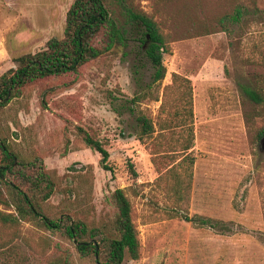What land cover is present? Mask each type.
<instances>
[{
    "label": "rangeland",
    "instance_id": "374dc122",
    "mask_svg": "<svg viewBox=\"0 0 264 264\" xmlns=\"http://www.w3.org/2000/svg\"><path fill=\"white\" fill-rule=\"evenodd\" d=\"M70 3L0 0V74L14 66L15 56L43 48L49 37H61ZM124 3L151 17L168 40L167 51L161 53L164 77L150 92L158 100L149 93L136 108L155 122L170 74L190 81L189 178L185 164L167 171L180 160L179 152L156 156L157 170L150 161L151 141L163 147L175 136L155 137V131L144 142L135 139L129 99L150 83L152 68L139 48V32L128 24L123 46L82 64L76 73L22 87L0 108L1 137L20 159L40 162L53 181V192L40 202L49 216L66 210L88 227L114 235L111 192L125 189L139 252L137 259L124 256L120 264H264L259 200L264 150L254 139L255 130L264 126V104L250 101L243 91L247 87L264 93V0ZM235 7L241 15L231 21L228 15ZM222 15L227 17L218 22ZM171 97L164 98L165 110L173 109ZM82 132L107 150L111 172L85 146ZM127 163L136 172L134 178ZM176 175L185 188L180 200L172 195ZM172 207L191 221L171 217ZM0 212L15 215L1 203ZM64 259L91 264L57 232L30 220L0 222V264H63Z\"/></svg>",
    "mask_w": 264,
    "mask_h": 264
},
{
    "label": "trees",
    "instance_id": "16d2710c",
    "mask_svg": "<svg viewBox=\"0 0 264 264\" xmlns=\"http://www.w3.org/2000/svg\"><path fill=\"white\" fill-rule=\"evenodd\" d=\"M240 15V8L235 7L228 16L231 21H238ZM226 17L227 15L220 16L218 22H222ZM127 24L134 32H139L141 43L139 48L152 68L150 83L129 99L131 104H134L129 111L135 112V139L144 142V139L151 137L155 131V137L165 134L169 137L175 136L172 144L163 147L151 141L148 148L150 161L157 170L156 156L168 155L165 152L174 154L179 152L180 160L167 171L185 164L187 173L185 168L183 172L189 178L190 166L193 163V153L189 150L192 142L190 81L177 73L170 74V82L162 87L157 109L158 119L155 122L141 109L136 108V105L151 92L152 84L155 90L158 89L159 82L164 77L161 53L167 51L168 40L151 17L126 5L124 0H71L64 14L61 37H49L43 48L15 56L12 59L14 66L0 74V108L15 98L19 90L27 84L60 77L70 72L76 73L82 64L100 57L112 48L123 46ZM97 38L99 43L95 42ZM243 91L250 101L264 104V93L261 91L247 87H243ZM167 94L173 95L171 99L175 101L172 110H165L164 98ZM150 97L154 101L158 100L157 93L152 95L150 93ZM263 134L264 126L258 127L254 139L259 140ZM82 140L87 148L98 153L101 167L111 172L107 164L108 152L102 144L85 132H82ZM37 165L39 167L35 169ZM40 166V162L20 159L0 135V203L6 207L11 206L15 213L13 215L0 212L1 223L30 220L37 226L57 232L72 243L78 256L82 259L90 258L91 264H120L124 256L131 260L137 259L139 242L125 189L114 188L111 192L116 209L112 221L114 235H106L73 218L66 210L61 211L57 217L49 216L42 211L40 202L51 195L54 183ZM127 169L131 178H134L136 172L131 163H127ZM180 178L176 175L172 185V195L178 200L183 199L185 190L181 186L183 179ZM259 200L264 224V189L259 191ZM171 211H173L171 217L178 214L183 219L191 221L174 207ZM198 223L203 225L205 222L200 220ZM63 264L72 263L64 259Z\"/></svg>",
    "mask_w": 264,
    "mask_h": 264
},
{
    "label": "water",
    "instance_id": "95a60500",
    "mask_svg": "<svg viewBox=\"0 0 264 264\" xmlns=\"http://www.w3.org/2000/svg\"><path fill=\"white\" fill-rule=\"evenodd\" d=\"M259 149L264 150V134L258 140Z\"/></svg>",
    "mask_w": 264,
    "mask_h": 264
}]
</instances>
